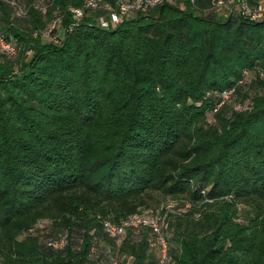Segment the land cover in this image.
I'll return each mask as SVG.
<instances>
[{
    "label": "trees",
    "instance_id": "16d2710c",
    "mask_svg": "<svg viewBox=\"0 0 264 264\" xmlns=\"http://www.w3.org/2000/svg\"><path fill=\"white\" fill-rule=\"evenodd\" d=\"M18 1L0 0L17 47L0 50V228L47 204L58 219L2 241L0 264H158L151 226H102L154 193L188 202L167 264H264L263 76L247 111L209 106L243 67L264 72V18L175 0L107 27L64 15L52 40L51 8L25 0L23 18Z\"/></svg>",
    "mask_w": 264,
    "mask_h": 264
},
{
    "label": "rangeland",
    "instance_id": "374dc122",
    "mask_svg": "<svg viewBox=\"0 0 264 264\" xmlns=\"http://www.w3.org/2000/svg\"><path fill=\"white\" fill-rule=\"evenodd\" d=\"M16 1V0H12ZM62 3H54L53 0H33V7L37 8L41 14H45L46 10L51 8L52 18L45 22L44 28L39 27L38 30L42 36H48V32H53L52 40H55L56 27L55 24H58L64 15L70 17V19L83 20L86 15H90L92 12H96L95 22L100 24L101 20H107L108 25H114L115 23L110 22L109 13L116 7L117 0H64ZM111 1L112 3H110ZM179 4L182 3V0L178 1ZM18 10L13 12L17 16L24 18L28 14L25 10L27 4L25 0H19L17 2ZM227 5L216 7L212 3L209 4V7L217 10L218 12L224 11V7ZM23 9L25 10L24 12ZM26 12V13H25ZM22 13V14H21ZM133 12L128 11L125 14H122L121 20L129 18L130 14ZM43 17V16H42ZM44 18V17H43ZM20 23V22H19ZM29 24H31L29 22ZM100 26H103L100 24ZM105 27V26H103ZM19 30H21L19 28ZM36 32L33 31L32 35H35ZM59 34V33H58ZM5 38L11 39L14 42L15 38L10 35ZM15 44V43H14ZM17 47L14 45V54L17 52ZM264 78V72L259 66H245L241 70L239 76L236 79V83H239V86L232 89V87L225 88L222 91V98L218 103L211 104V109L218 115L223 114V116L231 117L233 112H243L250 109L252 106L253 92L258 89L259 92H263V89L258 88L256 84V79ZM256 87V88H255ZM206 95V94H204ZM222 102V103H221ZM221 103V104H220ZM220 104V105H219ZM219 105V106H218ZM208 106V108H209ZM207 109V108H206ZM220 109V110H219ZM210 110V109H209ZM213 124L217 123L216 117L213 119ZM153 198H147L149 203L139 204L136 206L135 210L130 212L127 216L131 217L133 214H136L141 220L146 222L153 223L155 228L151 226L154 230L157 231V238L161 244H165L166 248L171 245L170 242V228L171 225L168 223L169 220H173L176 213L181 212L188 205V202H185L183 205L179 204V200H176L172 196H159V194L154 193ZM157 198V199H156ZM47 203V202H46ZM39 207V206H38ZM50 208V209H48ZM247 210V205H241L239 208V213H244ZM42 211V212H41ZM41 211H33L27 215H23L19 220L11 221L0 228V245L1 242H8L10 236L20 237L26 233L36 234L38 232H46L49 228L47 226L53 225L57 221L58 216L54 213L51 206L48 204L46 207L42 206ZM98 216V214H95ZM124 217V219L128 217ZM100 218V216H99ZM169 219V220H168ZM103 220V219H100ZM107 220V219H104ZM143 224L141 222H135V225ZM38 226L37 230H33L32 226ZM150 226V224H147ZM29 228V229H28ZM55 240V239H54ZM57 241V240H55ZM55 241H53L55 243ZM3 249L0 247V252ZM4 258L8 259L6 256ZM169 260L168 255L166 259L164 258L163 264H167Z\"/></svg>",
    "mask_w": 264,
    "mask_h": 264
},
{
    "label": "built area",
    "instance_id": "2783aa9c",
    "mask_svg": "<svg viewBox=\"0 0 264 264\" xmlns=\"http://www.w3.org/2000/svg\"><path fill=\"white\" fill-rule=\"evenodd\" d=\"M175 0H117L115 10L109 13V20L112 23H116L121 20L122 14L128 11H132L138 8H148L163 2H174ZM192 1V0H190ZM212 4L217 8L220 6L227 5L226 7L239 9L246 17L250 19H260L264 18V0H213ZM103 26L107 27L108 22L104 20L100 22ZM0 50L6 52L7 54H12L14 52V43L11 39L5 38L0 33ZM135 222H141L143 224H150L155 228L153 223L141 220L136 214L131 217L123 219L121 222L113 223L109 220H103L102 226L104 231L109 235H115L121 232L126 225H135ZM62 239L53 242V244L61 243ZM160 242V241H159ZM159 246V260L158 264H163L164 258L166 259L167 248L163 243Z\"/></svg>",
    "mask_w": 264,
    "mask_h": 264
}]
</instances>
